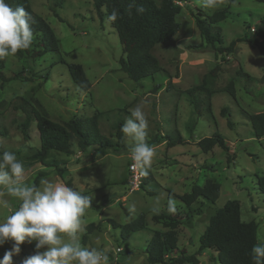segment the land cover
<instances>
[{
    "label": "rangeland",
    "instance_id": "374dc122",
    "mask_svg": "<svg viewBox=\"0 0 264 264\" xmlns=\"http://www.w3.org/2000/svg\"><path fill=\"white\" fill-rule=\"evenodd\" d=\"M30 2L34 12L56 34L59 53H48L36 60L5 57L7 68L22 72L23 78L0 87V151L14 152L23 161L26 183L33 184L40 175L61 183L71 181L75 190L90 197L91 204L85 210L79 233L81 246L104 251L109 256L107 264H149L146 249L153 234L166 231L154 216L173 214L180 224L178 251L170 257H178L181 250L195 254L209 219L233 200L241 203L242 220L255 221L259 225L258 236H264V194L258 184V178L264 176V137L258 140L253 136L246 116L264 112V57L247 42H238L231 55L216 56L202 39L192 13L202 10L204 16H211L226 11L228 18L221 26L224 45L228 46L236 38H244L246 34L256 37L264 31V4L254 0H219L215 8L208 9L202 7L200 0H176L182 6L177 17L180 31L173 42L152 51L163 72L152 80L135 83L121 71L119 60L123 49L118 33L111 22L99 17L94 0ZM200 45L201 48H195ZM68 64L84 68L91 90L83 91L74 84ZM217 65L221 71L210 85L214 93L210 97L204 93L191 97L187 92L202 84ZM239 70L249 78L237 77ZM232 80H235L234 97L225 92ZM17 97L28 100L62 125L75 118L107 112L99 126L116 145L119 138L115 125L117 122L123 125L130 110L141 104L149 122L146 142L155 149L149 169L152 181L137 192L130 191L131 141L124 134L123 146L108 150L105 156H99L96 147L82 153L75 138L71 143L73 154L53 151L51 160L66 163L63 181L55 169L34 159L39 147L38 130L33 122L30 140L24 138L18 126L24 114L11 105ZM225 108L231 113L234 129L228 127L222 116ZM214 134L224 138L229 151L220 146L206 154L201 150L199 142ZM168 136H179L186 143L171 147ZM208 180L221 186L215 205L201 201L187 208L169 194L182 196L190 193L194 185L203 186ZM9 199L10 207L0 209V220L19 207L18 201ZM169 199L173 201L174 212L168 211ZM154 208L158 211H153ZM140 214L146 216V229L124 237V227ZM89 225H94V229L87 231ZM85 235H88L86 243ZM64 239L67 241V236ZM12 243L0 247V259ZM35 250V242H25L20 254L13 256V264H23ZM45 250L47 246L41 249ZM215 255L202 253L199 263L218 264L213 259Z\"/></svg>",
    "mask_w": 264,
    "mask_h": 264
},
{
    "label": "trees",
    "instance_id": "16d2710c",
    "mask_svg": "<svg viewBox=\"0 0 264 264\" xmlns=\"http://www.w3.org/2000/svg\"><path fill=\"white\" fill-rule=\"evenodd\" d=\"M254 1L264 4V0ZM6 2L13 8H25L33 20L31 47L18 51L14 56L36 60L48 53H59L56 34L50 25L34 12L30 0H6ZM94 3L99 17L111 22L118 33L123 49V56L119 60L121 71L135 83L152 80L161 74L163 70L152 51L157 46L173 42L178 35L180 24L177 17L182 11V6L176 0H160L159 3L156 0H94ZM192 13L202 39L206 42L207 47L215 51L216 56L231 55L235 52L238 42H247L257 48L264 57V31H260L256 37L246 34L244 38H236L232 40L230 45L225 46L221 23L228 18L226 11H218L211 16H204L202 10ZM113 15L116 17L115 20L110 19ZM262 20L264 21V18ZM201 47L200 45V47L195 48ZM67 67L74 84L83 91L91 90L92 84L81 65L68 64ZM220 71L221 66L217 65L204 77L202 84L193 87L187 93L191 97H197L202 93L210 97L214 93L210 85L217 79ZM237 77L248 79L249 75L239 70ZM22 78V72H15L7 68L6 58L0 59V87ZM262 81L264 82V75ZM234 82L235 80H232L225 88V92L231 97L235 96ZM11 105L24 114V119L18 124L24 138L30 140V126L33 122L36 123L39 147L34 159L43 166L55 169L63 181L66 179V163L51 160L50 155L53 151L66 155L73 154L71 143L74 138L77 140V147L82 153L88 152L91 147H96L99 156H105L108 150L123 146L122 123L117 122L115 125L116 135L119 138L118 145L104 135L100 129L99 121L107 112L98 113L85 119L75 118L62 125L49 119L44 112L36 109L24 98H15ZM222 116L227 119L228 127L234 129L235 125L231 120V113L228 108L223 109ZM246 116L252 125L253 136L258 140L262 139L264 137V112ZM0 133H2L1 130ZM167 138L171 141V147L186 143L179 136H168ZM216 146L229 151L224 138L219 134H214L212 137L204 138L199 142V147L205 154ZM40 176L35 178L33 184L39 185ZM152 179L151 174L144 176L141 189L145 188ZM64 183L74 188L71 181ZM258 184L264 194V176L258 178ZM149 194L153 195L150 191ZM169 194L178 198L187 208L201 201L215 205L221 195V186L213 180H208L203 186L194 185L190 193L182 196L178 197L174 193ZM154 220L161 224L166 231H157L153 234L146 249L149 264H200L198 257L207 252L216 254L213 259L218 264H254L251 249L259 243V225L255 221L244 222L242 220L239 201H228L209 219L205 232L199 238L200 245L195 254L181 250L178 257H170L171 254L178 251L177 228L180 221L173 214L156 215ZM146 227V216L140 214L124 227L123 236L140 232ZM86 228L87 231H91L94 229V225H89ZM87 239L88 235H85L83 242L86 243Z\"/></svg>",
    "mask_w": 264,
    "mask_h": 264
},
{
    "label": "clouds",
    "instance_id": "9594fccd",
    "mask_svg": "<svg viewBox=\"0 0 264 264\" xmlns=\"http://www.w3.org/2000/svg\"><path fill=\"white\" fill-rule=\"evenodd\" d=\"M202 7L212 9L219 0H200ZM115 15L110 19L115 20ZM32 17L23 7L13 8L0 0V59L15 55L31 47L33 42ZM121 127L131 141L129 148L133 166L147 176L155 149L146 142L149 122L143 106L137 104ZM25 166L11 151L0 153V209L10 207V199L19 207L0 220V247L13 242L0 264H13L21 245L35 242V253L23 264H107L109 256L96 248L82 247L79 233L85 210L91 199L80 191L50 178H41L39 185L26 183ZM153 211H158L154 208ZM168 211L174 212L173 201ZM67 236V241L64 239ZM251 249L254 264H264V236ZM47 246V250L41 251Z\"/></svg>",
    "mask_w": 264,
    "mask_h": 264
},
{
    "label": "built area",
    "instance_id": "2783aa9c",
    "mask_svg": "<svg viewBox=\"0 0 264 264\" xmlns=\"http://www.w3.org/2000/svg\"><path fill=\"white\" fill-rule=\"evenodd\" d=\"M144 182V175H141V171L138 167L133 166V160L130 156V162L128 166V185L130 191L137 192L141 189ZM121 249L118 248L117 252H120Z\"/></svg>",
    "mask_w": 264,
    "mask_h": 264
}]
</instances>
